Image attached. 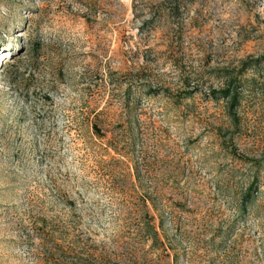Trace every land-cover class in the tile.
I'll return each mask as SVG.
<instances>
[{"label":"rangeland","instance_id":"rangeland-1","mask_svg":"<svg viewBox=\"0 0 264 264\" xmlns=\"http://www.w3.org/2000/svg\"><path fill=\"white\" fill-rule=\"evenodd\" d=\"M0 264H264V0H0Z\"/></svg>","mask_w":264,"mask_h":264},{"label":"trees","instance_id":"trees-1","mask_svg":"<svg viewBox=\"0 0 264 264\" xmlns=\"http://www.w3.org/2000/svg\"><path fill=\"white\" fill-rule=\"evenodd\" d=\"M10 72L11 71L9 70L8 73H10ZM209 95H211V97H213L214 99H217V98L228 99L230 101L231 107H234L239 102L237 90L231 88L230 86H228L226 88H219V89L213 88L212 90H210ZM94 127H96V125H94ZM253 189H254V184H251L248 188V191L245 193V195L242 198L243 199V207H245L248 198L250 196H252ZM149 223H152V218L146 220V224L149 225ZM143 233L147 234L149 236V238L152 239V241L157 240L158 234H157V231L155 230V228L153 229V227H150V230H148V229L144 230Z\"/></svg>","mask_w":264,"mask_h":264},{"label":"bare ground","instance_id":"bare-ground-1","mask_svg":"<svg viewBox=\"0 0 264 264\" xmlns=\"http://www.w3.org/2000/svg\"><path fill=\"white\" fill-rule=\"evenodd\" d=\"M6 51H7V50H6ZM6 51H5V52H6ZM5 52H4V53H5Z\"/></svg>","mask_w":264,"mask_h":264}]
</instances>
